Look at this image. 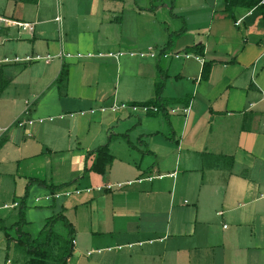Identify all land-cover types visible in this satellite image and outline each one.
I'll list each match as a JSON object with an SVG mask.
<instances>
[{"label": "crops", "instance_id": "1", "mask_svg": "<svg viewBox=\"0 0 264 264\" xmlns=\"http://www.w3.org/2000/svg\"><path fill=\"white\" fill-rule=\"evenodd\" d=\"M251 14L230 17L225 0H0V99L14 105L0 223L19 221L38 179L56 189L30 185L23 230L64 214L68 264H264V20ZM150 47L180 56L138 55ZM158 68L168 114L122 108L156 98ZM27 101L34 122L19 127ZM105 144L108 172H85ZM9 234L0 264H27Z\"/></svg>", "mask_w": 264, "mask_h": 264}, {"label": "trees", "instance_id": "2", "mask_svg": "<svg viewBox=\"0 0 264 264\" xmlns=\"http://www.w3.org/2000/svg\"><path fill=\"white\" fill-rule=\"evenodd\" d=\"M226 12L232 18L234 17V9L237 7L245 6L248 10H252V18L256 19L260 17L264 20V0H225ZM250 17V16H249ZM248 19L250 20V18ZM173 40L170 41L172 43ZM201 51V50H200ZM200 56L203 55V51L198 52ZM211 71V64L205 63L203 67V78H208ZM159 80L156 83V98L147 101L141 105L157 106L163 113L168 114L163 93L165 89V83L168 79V74L158 68ZM68 79V68L64 66L57 79L59 85L63 84ZM11 78L5 73L2 65H0V94L8 87ZM167 121L169 118L167 115ZM6 142V137L0 138V149ZM91 158V164L85 168V172H94L101 175H105L111 167L114 157L110 152L109 145H101L89 153ZM33 183H38L41 186L55 190L53 186L47 185L45 182L38 179H30L27 185V192L25 197L21 200L19 221L7 226L5 222L0 223L1 230L5 233L6 237L10 240V230H14L17 234V247L27 257V264H68L74 250L75 241V229L73 224L66 218L64 214H58L49 218L45 227L41 230L38 237L33 236L23 230L26 225L25 211L27 208L26 198L28 189ZM58 223H63L67 230L66 236L60 235L56 231Z\"/></svg>", "mask_w": 264, "mask_h": 264}, {"label": "built area", "instance_id": "3", "mask_svg": "<svg viewBox=\"0 0 264 264\" xmlns=\"http://www.w3.org/2000/svg\"><path fill=\"white\" fill-rule=\"evenodd\" d=\"M2 20H3V18L0 17V26H1ZM62 55L63 54H60V55H58V57H61ZM138 55L142 56V57H145V56L157 57V56L160 55V57H163V58H170V57L177 58V57L180 56L179 53H172V52H169V51L157 52V50H155L152 47L148 48V50H146V51H142V52L138 53ZM54 57L55 56L48 55L47 58H46V62H49ZM32 106H33V102H30V101L26 102L25 109H24L21 117L16 120V125L17 126L26 127L28 125L33 124L34 120L31 117V115H32ZM121 107L122 108L128 107V108L132 109L133 111L143 110L145 112H148V111H156L157 112L159 110L158 107L154 106V105H152V106H148V105H131V106H127V105L123 104V105H121ZM114 109H116V108H114ZM77 191H79V190H77ZM68 194H70V192H67V195Z\"/></svg>", "mask_w": 264, "mask_h": 264}, {"label": "rangeland", "instance_id": "4", "mask_svg": "<svg viewBox=\"0 0 264 264\" xmlns=\"http://www.w3.org/2000/svg\"><path fill=\"white\" fill-rule=\"evenodd\" d=\"M240 8H244L246 10H248L245 6H242ZM251 13L253 12L252 10H249ZM252 15H250V20L247 18L246 21L247 22H251L252 20H254V18L251 17ZM42 65V64H41ZM9 93H6L3 98L0 99V126L2 128H4V126L8 125L12 115L14 114V105L11 101H9L8 96ZM6 181L4 183L5 186H7L9 184L8 180L6 178H4ZM6 194H4L5 196ZM8 223H11L10 221ZM62 232V231H61ZM1 256H3V253L1 254Z\"/></svg>", "mask_w": 264, "mask_h": 264}]
</instances>
